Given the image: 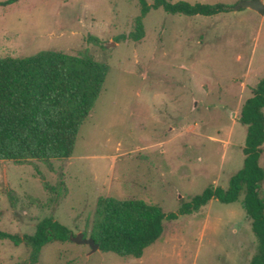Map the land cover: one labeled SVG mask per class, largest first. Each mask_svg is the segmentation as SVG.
Instances as JSON below:
<instances>
[{
    "label": "rangeland",
    "instance_id": "374dc122",
    "mask_svg": "<svg viewBox=\"0 0 264 264\" xmlns=\"http://www.w3.org/2000/svg\"><path fill=\"white\" fill-rule=\"evenodd\" d=\"M185 1L228 9L211 16L151 9L134 40L138 0L0 6V57L52 50L108 66L70 157L0 160L1 230L31 234L51 216L88 237L100 197L137 199L168 213L207 186H227L243 161L240 108L264 76V16L234 10L240 0ZM259 164L264 169V143ZM259 196L264 201V179ZM241 200L212 198L165 220L138 258L91 251L69 238L32 259L29 246L0 239V264H249L256 239Z\"/></svg>",
    "mask_w": 264,
    "mask_h": 264
},
{
    "label": "trees",
    "instance_id": "16d2710c",
    "mask_svg": "<svg viewBox=\"0 0 264 264\" xmlns=\"http://www.w3.org/2000/svg\"><path fill=\"white\" fill-rule=\"evenodd\" d=\"M17 0H2L0 6ZM139 15L131 38L143 35L142 20L151 9L169 14L211 16L226 11L224 3H190L185 0H138ZM108 71L105 63L90 55H69L41 50L20 58L0 57V160L25 163L36 159L70 157L82 122L97 99ZM264 76L242 104L238 120L245 126L242 166L229 177L227 186H207L182 202L177 212L137 199L100 197L88 237L98 249L118 256L138 258L162 234L165 220L197 211L212 198L222 203L242 195V207L251 220L256 248L249 264H264V201L259 188L264 169L259 158L264 143ZM70 230L51 216L42 218L31 234L0 229V239L29 246L32 259L41 247L69 239ZM84 237L86 235L83 233Z\"/></svg>",
    "mask_w": 264,
    "mask_h": 264
},
{
    "label": "water",
    "instance_id": "95a60500",
    "mask_svg": "<svg viewBox=\"0 0 264 264\" xmlns=\"http://www.w3.org/2000/svg\"><path fill=\"white\" fill-rule=\"evenodd\" d=\"M240 8H248L254 10L261 16H264V1L263 0H240L237 4L233 7L234 10ZM69 238L78 244H87L90 247L91 251L98 249V244L94 243L91 237H84L82 232L77 233L76 235H69Z\"/></svg>",
    "mask_w": 264,
    "mask_h": 264
}]
</instances>
